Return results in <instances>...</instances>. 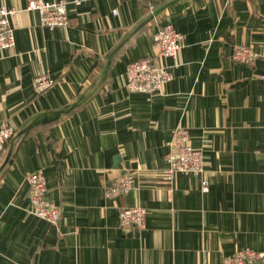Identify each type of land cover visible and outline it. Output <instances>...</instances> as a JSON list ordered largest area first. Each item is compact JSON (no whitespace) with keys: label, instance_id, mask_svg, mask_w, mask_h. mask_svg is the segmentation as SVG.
<instances>
[{"label":"crops","instance_id":"obj_1","mask_svg":"<svg viewBox=\"0 0 264 264\" xmlns=\"http://www.w3.org/2000/svg\"><path fill=\"white\" fill-rule=\"evenodd\" d=\"M59 2L62 0H47ZM69 24L43 26L28 0L14 8L15 45L0 50V125L15 135L0 154V264H219L264 251V0H65ZM181 34L172 78L131 92L127 66L156 58L154 34ZM246 44L259 56L232 59ZM48 74L38 92L34 78ZM177 126L205 156L202 177L165 179ZM42 172L62 219L35 215L27 175ZM135 186L106 196L125 172ZM147 209L124 229L120 209Z\"/></svg>","mask_w":264,"mask_h":264},{"label":"built area","instance_id":"obj_2","mask_svg":"<svg viewBox=\"0 0 264 264\" xmlns=\"http://www.w3.org/2000/svg\"><path fill=\"white\" fill-rule=\"evenodd\" d=\"M157 1V0H152ZM28 9L36 10L40 15L43 26L49 28L67 26L69 14L65 0L50 2L47 0H28ZM14 8L0 7V50L12 48L15 45V33L11 24ZM182 36L171 24L162 26L153 36L154 46L158 53L156 58L145 57L136 60L127 66V87L131 92L153 94L160 91L163 84L171 80V66L161 64L159 57L177 59L182 48ZM259 53L246 44H237L232 53L235 61L251 64ZM54 80L48 74H40L34 78V86L38 92L50 88ZM16 133V127L10 120L0 125V154L6 144ZM165 180L172 182L176 172H185L202 177V191L208 192L210 181L204 176L205 156L201 149L195 147L190 139L186 127L177 126L170 142V151L167 156ZM30 185L29 199L36 216L53 224H59L62 215L58 206L48 197L46 177L36 171L27 175ZM136 184V175L125 172L117 176L106 190V196L117 198L122 193L129 192ZM147 209L142 206L124 207L120 209V225L124 229H143L146 225ZM219 264H264V251L251 248L238 249L233 255L225 257Z\"/></svg>","mask_w":264,"mask_h":264},{"label":"trees","instance_id":"obj_3","mask_svg":"<svg viewBox=\"0 0 264 264\" xmlns=\"http://www.w3.org/2000/svg\"><path fill=\"white\" fill-rule=\"evenodd\" d=\"M149 2H150V5H151V8L155 9L157 2L156 1L154 2L152 0H149Z\"/></svg>","mask_w":264,"mask_h":264}]
</instances>
